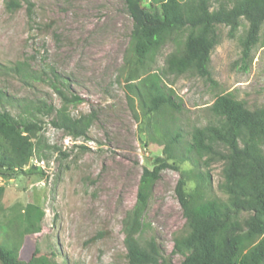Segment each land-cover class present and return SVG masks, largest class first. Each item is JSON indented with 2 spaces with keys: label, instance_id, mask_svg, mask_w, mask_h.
Masks as SVG:
<instances>
[{
  "label": "rangeland",
  "instance_id": "374dc122",
  "mask_svg": "<svg viewBox=\"0 0 264 264\" xmlns=\"http://www.w3.org/2000/svg\"><path fill=\"white\" fill-rule=\"evenodd\" d=\"M20 1L11 10L7 0H0V89L17 103L46 102L58 109L64 102L49 80L55 71L68 94L82 99L69 103L68 112L73 117L92 113L93 120L85 136L74 137L53 125L55 111L38 114L41 140L34 139L37 152L27 171L0 176V241H16L24 260L37 251L56 264H129L124 218L136 204L144 167L169 158L175 166L164 169L153 185L141 241L155 239L173 264H180L184 254L174 250L175 239L188 228L176 190L179 179L185 176L188 191L203 199H229L222 188L225 162L187 148L196 127L216 122L211 106L220 94L231 93L252 110L264 108V24L246 58L242 40L248 20L242 18L233 33L219 24L207 78L168 70V56L183 48L188 29L138 59L130 0H32V10ZM149 3L144 0L142 6ZM26 72L39 78L26 80ZM147 77L180 108L147 112L135 90ZM0 107L24 114V106ZM178 134L170 155L166 136ZM29 203L40 206L45 217L39 232L21 235L14 226ZM252 215L248 210L235 215L242 231Z\"/></svg>",
  "mask_w": 264,
  "mask_h": 264
},
{
  "label": "trees",
  "instance_id": "16d2710c",
  "mask_svg": "<svg viewBox=\"0 0 264 264\" xmlns=\"http://www.w3.org/2000/svg\"><path fill=\"white\" fill-rule=\"evenodd\" d=\"M130 0V9L136 21L133 50L140 61L154 53L168 38L188 29L183 48L172 52L167 59L168 70L174 74L193 71L210 78L211 53L218 37V25L225 24L233 33L240 26L241 19L249 22L248 31L242 40L244 57H248L260 41L264 24V0ZM29 10L34 2L24 0ZM22 5L20 0H7L8 9ZM24 65L18 64L22 73ZM24 70V69H23ZM26 72L24 79H37ZM51 86L63 99L64 105L56 109L46 102L42 104L17 103L16 97L0 89V106L4 103L24 106V114L15 115L11 110L0 107V176L11 178L25 173L26 166L37 152V142L42 124L38 114L56 112L54 126L64 129L74 137L85 136L93 120V114L73 117L67 105L82 100L68 94L66 82L53 71ZM147 112H161L163 109H178L172 95L166 93L160 84L147 77L135 87ZM217 117L215 123L196 127L193 141L187 152L198 156L211 155L225 162L223 168V190L229 195L220 198L203 199L198 192H189L187 179L182 176L177 184V195L186 218L188 232L175 239V251L184 254L180 264H264V108L252 110L231 93L217 96L211 106ZM179 134L166 136L165 150L173 154ZM38 138V141H34ZM221 147H225L222 149ZM186 160V158H184ZM169 158H156L153 167H144L135 206L124 218L125 243L129 264H173L161 250L155 239L141 241L144 230V211L148 204L154 183L161 172L174 167ZM200 190L205 187L203 173ZM243 210L253 213L242 231L235 215ZM45 211L29 203L16 219L15 231L19 234L39 232ZM37 251L29 260L19 253L16 241H0V264H56Z\"/></svg>",
  "mask_w": 264,
  "mask_h": 264
}]
</instances>
